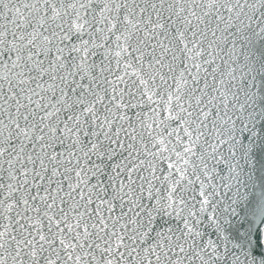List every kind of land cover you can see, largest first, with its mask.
<instances>
[{
    "label": "snow or ice",
    "instance_id": "1",
    "mask_svg": "<svg viewBox=\"0 0 264 264\" xmlns=\"http://www.w3.org/2000/svg\"><path fill=\"white\" fill-rule=\"evenodd\" d=\"M0 264H264V0H0Z\"/></svg>",
    "mask_w": 264,
    "mask_h": 264
}]
</instances>
